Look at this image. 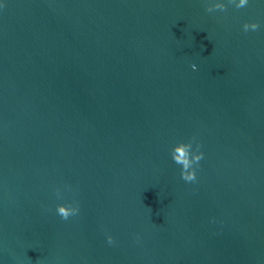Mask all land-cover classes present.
Instances as JSON below:
<instances>
[{"label": "water", "instance_id": "95a60500", "mask_svg": "<svg viewBox=\"0 0 264 264\" xmlns=\"http://www.w3.org/2000/svg\"><path fill=\"white\" fill-rule=\"evenodd\" d=\"M0 5V264H264V0Z\"/></svg>", "mask_w": 264, "mask_h": 264}, {"label": "clouds", "instance_id": "9594fccd", "mask_svg": "<svg viewBox=\"0 0 264 264\" xmlns=\"http://www.w3.org/2000/svg\"><path fill=\"white\" fill-rule=\"evenodd\" d=\"M249 0H239L237 3L236 0H228L229 4H234L237 9L246 7L248 5ZM4 7V5H0V8ZM224 12L227 10L226 5L224 3H215L212 6H209L205 9L206 12L212 13L215 11ZM242 29L245 33L249 31H258L260 29V24L253 23H244ZM193 70H195V65L192 66ZM193 143H195V149H193ZM201 145L196 141L195 137L191 138V140L187 143L178 142L177 145L173 148L171 152V156L173 161L181 166V179L185 182L194 183L197 180L196 171L199 168V162L204 158V153L200 151ZM59 196V192H57ZM57 214L63 219L68 220L70 217L76 216L79 213L78 205L74 206L73 204L68 205H57L56 207ZM139 238L137 237V240ZM107 243L109 245H114L116 241L111 235H107Z\"/></svg>", "mask_w": 264, "mask_h": 264}]
</instances>
